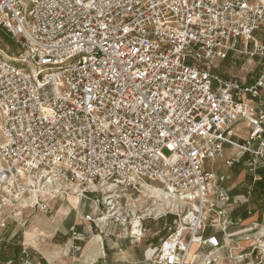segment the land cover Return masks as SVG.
<instances>
[{
  "label": "built area",
  "instance_id": "2783aa9c",
  "mask_svg": "<svg viewBox=\"0 0 264 264\" xmlns=\"http://www.w3.org/2000/svg\"><path fill=\"white\" fill-rule=\"evenodd\" d=\"M0 34L17 47L0 45V231L74 196L88 234L115 223L137 245L151 213L154 264H217L235 240L213 167L242 168L241 205L264 169V0H0ZM244 57L254 78L219 71Z\"/></svg>",
  "mask_w": 264,
  "mask_h": 264
},
{
  "label": "rangeland",
  "instance_id": "374dc122",
  "mask_svg": "<svg viewBox=\"0 0 264 264\" xmlns=\"http://www.w3.org/2000/svg\"><path fill=\"white\" fill-rule=\"evenodd\" d=\"M0 45L4 48H9L11 51H16L17 47L14 43H12L6 36L0 34ZM235 59V58H234ZM261 63L257 57L254 58H241L236 62H231L228 60L226 62H222L219 64V71L225 73L227 76H233L238 79H246V81L254 78L256 74L259 72L261 68ZM241 136L246 135V125L240 124L236 127L235 130ZM228 152H226V155ZM213 170L217 174L225 173L227 177L225 181L221 184L224 188L230 190V193L233 197L231 201L232 206H238L234 209L233 213L229 217V232L232 234L235 242L229 246L223 247L215 256L218 258L217 264H264V198L258 199L255 195H253L248 203H245L246 207L241 206L243 200L239 197L244 189L245 185L248 182V178H245L244 172L241 168L240 172L237 173L234 169H225L221 162H217ZM156 187V186H148L146 188ZM102 189H98L93 196L95 199L99 200V202L103 203V193L106 192L104 189L101 193ZM144 194L149 193L150 191L144 188ZM151 193V192H150ZM141 198V197H140ZM240 199V200H239ZM146 202V208L151 209V201L144 200ZM59 205L64 206L68 205L66 202L56 201L52 204L53 211L51 216H44V214L34 211L29 218L27 224L24 227V232L34 231L31 229V224L39 225L41 224L37 217H43L45 219L52 220V216L54 215V209L59 207ZM240 206V207H239ZM263 210V212H262ZM92 209L90 208V212ZM250 211L251 215L247 214ZM150 213V211H147ZM159 212V210L155 211V213ZM162 212V211H160ZM243 212H246V219L242 218ZM152 214L150 213V217L152 218ZM146 219L142 226L149 229V232L144 233V237L139 244L138 250L140 253L145 254V258H104V264H154L155 258H151V255L155 252L154 248L157 247L160 243V239L163 237L164 232L161 228L162 221L154 222L152 219ZM156 225V226H155ZM156 227V228H155ZM28 229H31L30 231ZM159 231L158 234H152L154 230ZM36 230V229H35ZM41 230V229H39ZM103 235L106 240L110 242H119L121 240H127V231L125 228H122L120 225L111 223L110 227L107 231L104 230ZM43 237H45L43 235ZM120 238V239H119ZM21 242H22V234H21ZM123 249L125 255L133 254V249L126 248L123 245H120ZM119 247V248H120ZM130 247V246H129ZM109 253L115 254L117 250H109ZM118 253V252H117ZM108 254V253H107ZM241 256V257H240Z\"/></svg>",
  "mask_w": 264,
  "mask_h": 264
},
{
  "label": "crops",
  "instance_id": "0c3cea01",
  "mask_svg": "<svg viewBox=\"0 0 264 264\" xmlns=\"http://www.w3.org/2000/svg\"><path fill=\"white\" fill-rule=\"evenodd\" d=\"M71 199L73 198L68 199V205H59L54 209L52 224L49 219L37 217L41 224H31V229L34 230L32 232L31 229H28L29 233L24 232V228L14 224L0 231V264H20L22 246L28 248L27 260L31 264H104V258H145L144 253L136 250L141 242L137 245L130 244L127 240L115 243L106 240L103 235L88 234L89 225L84 222L83 216L90 213V204H79L78 201L72 204ZM237 207L233 206V211ZM74 225H77L78 232L86 234L82 241L71 238L69 229ZM162 226L163 223L161 228ZM157 232L159 231L155 229L152 234ZM120 245L132 247L133 254L125 255ZM73 246H77V249H73ZM109 250L117 251L113 254Z\"/></svg>",
  "mask_w": 264,
  "mask_h": 264
},
{
  "label": "trees",
  "instance_id": "16d2710c",
  "mask_svg": "<svg viewBox=\"0 0 264 264\" xmlns=\"http://www.w3.org/2000/svg\"><path fill=\"white\" fill-rule=\"evenodd\" d=\"M234 169H236L235 171L237 173H239L240 170H241V167L240 166H236V167H234ZM257 173H258V175L260 176L261 179H260V181L255 182L253 195H255L258 199L261 200V199L264 198V169L263 168L258 169ZM249 180L250 179H248V181ZM262 212H263V210H262ZM242 218L243 219L247 218L246 217V212H243ZM171 219H172V217H168L165 222L170 223Z\"/></svg>",
  "mask_w": 264,
  "mask_h": 264
},
{
  "label": "bare ground",
  "instance_id": "6f19581e",
  "mask_svg": "<svg viewBox=\"0 0 264 264\" xmlns=\"http://www.w3.org/2000/svg\"><path fill=\"white\" fill-rule=\"evenodd\" d=\"M147 189L151 192L152 196H154L157 199L156 203L158 204L157 205L158 209L161 208V206H163V205H168V206L171 205L172 202L169 201L168 199H166L164 197V194L162 193V191H160L158 188L150 187ZM70 198H73V199H71L72 204H75V201L77 202L76 197L71 196V197H69V199ZM50 223L52 224V220H50Z\"/></svg>",
  "mask_w": 264,
  "mask_h": 264
}]
</instances>
